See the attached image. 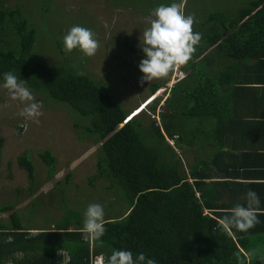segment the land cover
Segmentation results:
<instances>
[{"label": "trees", "instance_id": "16d2710c", "mask_svg": "<svg viewBox=\"0 0 264 264\" xmlns=\"http://www.w3.org/2000/svg\"><path fill=\"white\" fill-rule=\"evenodd\" d=\"M116 2L128 5L124 0ZM41 22L46 21L38 23L0 0V82L11 71L32 93L65 104L80 120L75 121L81 130L77 137L89 136L98 144L95 174L87 176L88 184L101 178L105 189H115L117 196L110 201L105 234L87 241L81 233L82 213L67 208L64 199L71 178L69 168L64 173L65 186L53 182L65 210L53 228L33 233L22 223L13 202L0 204V212L11 211L6 221L0 219V264H58L60 257L67 258L65 264H94L91 258L97 255L106 263L116 250H130L134 257L143 253L156 264H264V182L246 186L247 192L251 189L259 196L260 222L248 232L232 229L229 236L217 229L215 218L230 214L236 204L217 199L221 183L206 182L212 177L201 170L208 162L200 158L198 164L186 168L181 149L199 141V147L216 148L222 156L225 138L218 127L229 110L233 83L238 82L242 67H247L249 78L264 67V0H252L234 14L217 10L204 18L194 30L202 33L201 43L193 59L182 66L184 74L170 86L159 105L162 110L157 112L156 97L148 104L159 122L153 117L145 126L144 115L130 117L105 81L81 75L66 61L38 59L35 46L44 38L36 25ZM51 43L63 56V42L52 39ZM123 43L135 51L131 38L125 36ZM126 65L140 71L138 64ZM161 85L151 84L150 94ZM206 119L215 125L211 130L201 125ZM168 139L175 142V148ZM2 142L0 138V146ZM38 155L53 181L56 157L49 149ZM16 161L32 186L35 168L30 151L22 152ZM218 171L231 177L227 168L218 166ZM241 176L264 173L245 171ZM114 201L124 208L120 214L114 212ZM241 204L246 205V200Z\"/></svg>", "mask_w": 264, "mask_h": 264}, {"label": "rangeland", "instance_id": "374dc122", "mask_svg": "<svg viewBox=\"0 0 264 264\" xmlns=\"http://www.w3.org/2000/svg\"><path fill=\"white\" fill-rule=\"evenodd\" d=\"M116 1L3 0V4L21 9L38 23L46 21L36 25L38 33L44 38L35 46L38 49V59L58 63L66 61L76 71L98 82L105 81L111 95L129 114L137 111L134 114H138L136 117L144 115L143 126L148 125L153 117L159 122L158 115L151 114L148 104L156 97L158 107L162 105L170 86L184 74L182 67L170 73L166 79L154 80L152 83L146 81L141 85L143 73L126 64L139 65L145 58L138 45L143 28L148 26L147 19L151 10L161 3H179L180 0H124L128 4L125 6ZM250 1L252 0H186L185 13L195 14L194 30H198L209 13L223 10L234 14ZM75 25L89 28L96 34L99 49L95 56L87 57L78 49L70 54L64 51L62 56L51 43L52 39L63 42V31H69ZM125 36L131 38L135 51L123 43ZM117 58L123 63H119ZM155 82H161L162 87L151 95L149 86ZM2 85L3 82H0V138H3L0 146V204L13 202L22 223L30 227L33 233L39 228H53L65 211L53 182L57 180L59 186H65L64 173L69 168L70 184L64 191L67 208H74L84 217L90 203H99L104 208L105 218L110 217V212H107L110 201L117 195L115 189H105L106 184L101 178H96L92 185L88 184L87 176L95 174L98 144L89 136L82 140L77 137L81 130L75 127V121L80 120L69 112L65 104L33 93L37 102L43 103L44 115L39 118V123L25 121L17 115L24 105L18 100H12ZM141 105L144 109L140 108ZM161 110L159 107L157 112ZM23 123L28 124L26 132L21 127ZM190 138L192 140V136ZM167 142L175 148L174 141L168 139ZM198 147L199 143H194L193 149H199ZM44 149L51 150L57 159L54 180L51 182L47 168L38 155ZM181 149L182 163L188 168L192 162L191 147ZM26 150L30 151L35 168V183L32 186L26 172L16 161V157ZM112 203L116 207L115 214H120L124 209L120 206V201ZM10 212H0V219L6 221ZM58 264H65L62 257Z\"/></svg>", "mask_w": 264, "mask_h": 264}, {"label": "clouds", "instance_id": "9594fccd", "mask_svg": "<svg viewBox=\"0 0 264 264\" xmlns=\"http://www.w3.org/2000/svg\"><path fill=\"white\" fill-rule=\"evenodd\" d=\"M185 3L186 0H180L179 3H161L151 10L147 19L148 26L143 28L138 45L145 54V58L139 63V69L143 73L140 78L141 85L146 81L152 83L154 80L166 79L170 73L186 66L193 59L201 43L202 33L194 31L195 14L185 13ZM62 39L66 54L78 49L85 56L93 57L99 49L96 34L91 29L80 25L71 27ZM3 81L2 87L7 90L11 99L18 100L24 105L17 115L23 117L25 121L39 123V118L44 115L43 103L37 102L32 91L25 86V82L11 71L3 74ZM140 108L144 109V106L141 105ZM21 127L26 132L28 124L23 123ZM259 206L258 194L249 189L246 193V205L236 204L230 209V214L223 218H215L218 222L217 229L229 236L232 234V229L248 232L260 222ZM105 232L103 206L99 203H90L84 212L81 228L83 239L86 241L99 239ZM63 260L66 262L67 258ZM91 261L94 264H145V262L156 264L154 259H146L143 253L134 257L130 250L114 251L107 258L106 263L102 255L93 256ZM241 264H243L242 261Z\"/></svg>", "mask_w": 264, "mask_h": 264}, {"label": "crops", "instance_id": "0c3cea01", "mask_svg": "<svg viewBox=\"0 0 264 264\" xmlns=\"http://www.w3.org/2000/svg\"><path fill=\"white\" fill-rule=\"evenodd\" d=\"M249 75L247 67L240 69L238 82L233 83L230 90L229 110L224 113L221 127L217 126L225 138L222 156H218L220 150L207 145L202 144L199 149H193L194 144L191 147L192 166L198 164L200 158L206 160L208 163L201 170L212 177L206 182L219 181L221 185L215 196L231 205L246 200L248 184L264 182V176H241L245 171L264 173V67L258 68L254 77L249 78ZM201 125L209 130L215 126L209 119ZM218 166L227 168L231 177L223 176Z\"/></svg>", "mask_w": 264, "mask_h": 264}, {"label": "built area", "instance_id": "2783aa9c", "mask_svg": "<svg viewBox=\"0 0 264 264\" xmlns=\"http://www.w3.org/2000/svg\"><path fill=\"white\" fill-rule=\"evenodd\" d=\"M207 211H205V213H206Z\"/></svg>", "mask_w": 264, "mask_h": 264}]
</instances>
